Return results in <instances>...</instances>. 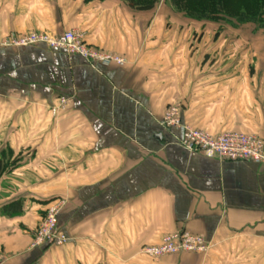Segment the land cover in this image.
<instances>
[{"label":"crops","instance_id":"crops-1","mask_svg":"<svg viewBox=\"0 0 264 264\" xmlns=\"http://www.w3.org/2000/svg\"><path fill=\"white\" fill-rule=\"evenodd\" d=\"M166 18L181 19L124 0H0V264H264V166L187 150L160 124L177 104L193 128L264 139V58L238 28L203 44ZM71 29L124 62L3 44ZM55 200L69 240L33 246ZM181 230L208 249L142 252Z\"/></svg>","mask_w":264,"mask_h":264},{"label":"built area","instance_id":"built-area-1","mask_svg":"<svg viewBox=\"0 0 264 264\" xmlns=\"http://www.w3.org/2000/svg\"><path fill=\"white\" fill-rule=\"evenodd\" d=\"M3 44L29 46L43 44L48 48L64 50L68 54L79 55L93 64H122L124 59L100 47L89 44L85 33L71 29L58 34L32 31L19 37H8ZM160 124L167 130H179L178 142L190 151H202L219 159L253 161L264 166V139L255 134L238 131H225L217 135L202 129H196L181 121L180 107L169 104ZM63 201L55 200L46 208L34 232L33 246L63 245L68 240L67 234L58 229V216ZM208 249L205 236L181 230L166 234L158 244L144 246L142 252L151 257L184 252H203Z\"/></svg>","mask_w":264,"mask_h":264},{"label":"rangeland","instance_id":"rangeland-1","mask_svg":"<svg viewBox=\"0 0 264 264\" xmlns=\"http://www.w3.org/2000/svg\"><path fill=\"white\" fill-rule=\"evenodd\" d=\"M137 1L146 4L150 0ZM217 6L220 8L218 13H216ZM263 8L264 0H183L177 4L174 0H156L152 10L168 11L169 14L181 17L176 23L168 20V17L167 24L190 26L193 29L194 41L203 44L211 43L213 36H219L224 28H238L242 32L238 35L242 38L241 49L249 51L247 56L264 58V53L260 50L264 47ZM242 14L246 19L239 22L237 19ZM253 37L258 38V49L253 48L255 45L251 40ZM252 72H254L253 68Z\"/></svg>","mask_w":264,"mask_h":264},{"label":"trees","instance_id":"trees-1","mask_svg":"<svg viewBox=\"0 0 264 264\" xmlns=\"http://www.w3.org/2000/svg\"><path fill=\"white\" fill-rule=\"evenodd\" d=\"M127 2V5L131 8V9H134V10H137V11H149V10H152L154 5H155V2L156 0H150L148 3L146 4H141L139 3L137 0H125ZM183 0H174V2L177 4L179 2H181ZM218 11H220V8L217 6V10H216V13H218ZM263 11H264V8H263ZM220 14H217V16H219ZM244 14L241 15V17H238V21L239 22H243L245 21V17H243ZM249 19V18H248ZM0 172H1V164H0Z\"/></svg>","mask_w":264,"mask_h":264}]
</instances>
